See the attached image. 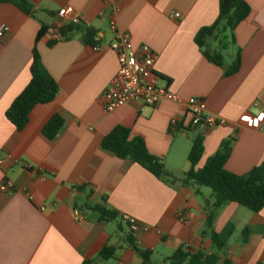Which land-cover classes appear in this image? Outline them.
Instances as JSON below:
<instances>
[{"label":"crops","instance_id":"1","mask_svg":"<svg viewBox=\"0 0 264 264\" xmlns=\"http://www.w3.org/2000/svg\"><path fill=\"white\" fill-rule=\"evenodd\" d=\"M30 1L34 16L0 5V30L9 28L0 38V264H142L129 245L127 223H121V230L116 222L101 223L90 209L94 205L149 226V232H131L137 248L152 254V263L154 253L160 256L157 264H166L181 247L214 253L206 234L212 194L205 187L162 182L138 164L103 151L101 141L117 127L128 128L178 176L191 169L188 155L197 137L204 154L196 170L229 139L234 143L227 172L244 176L261 165L264 125L256 130L239 119L264 110V0H245L251 14L235 30V44L225 42L223 67L209 62L195 43L198 32L216 22L219 0ZM64 8L80 18L79 31L51 46L50 30ZM112 19L131 36L135 49L149 46L157 55L159 84L179 101L155 107L132 102L105 111L103 94L119 72L117 55L110 49ZM42 27L47 31L37 43ZM88 30L95 34L94 46L85 41ZM35 49L60 92L52 103L37 106L28 126L18 132L6 112L31 80ZM217 49V43L208 42V50ZM239 52V71L226 76ZM190 98L204 100L208 111L228 124L191 126L186 107ZM56 115L64 125L50 141L43 129ZM174 119L177 129L171 125ZM4 182L16 190L8 193ZM76 210L82 221L74 219ZM182 215L190 225L180 221ZM213 228L220 235L231 233L226 254L232 264H264V208L254 213L225 204ZM247 228L252 233L244 242ZM105 246L116 248L107 263L99 259Z\"/></svg>","mask_w":264,"mask_h":264},{"label":"trees","instance_id":"2","mask_svg":"<svg viewBox=\"0 0 264 264\" xmlns=\"http://www.w3.org/2000/svg\"><path fill=\"white\" fill-rule=\"evenodd\" d=\"M10 4L26 15L34 16L35 4L30 0H0V5ZM251 14V8L245 0H219V14L216 22L211 27L202 28L195 38V43L202 51L203 56L212 64L223 67V51L226 50L225 42L228 40L235 44V30L246 21ZM47 28L42 27L38 33L36 42L46 33ZM79 31V25H68L61 30L63 38H68L74 32ZM95 34L92 30L85 33L87 44L94 46ZM208 42L217 43L218 49L208 50ZM56 43H51V46ZM240 52L236 54L235 61L226 76L237 73L240 69ZM60 92L57 82L44 68L41 56L35 49L31 65V80L22 93L14 100L8 111L6 119L22 132L29 124L30 115L37 106L52 103ZM64 119L61 115L54 116L43 129L44 136L54 140L62 126ZM234 140L223 142L218 152L208 159L205 166L196 170L204 154V146L201 137L194 139L188 161L191 169L180 176L167 170L162 158L152 155L144 141L139 137H133L131 130L125 127H117L101 141V149L120 160H130L138 164L157 179L167 184L180 183L185 186L205 187L211 190V200L207 203V231L214 244V253L205 250H193L189 247H181L174 254L164 260L166 264H232L227 258L228 240L231 233L217 234L214 231V221L217 211L228 203H234L248 210L258 213L264 208V161L261 165L251 170L244 176H237L226 171L225 166L230 158ZM99 216L101 223L116 222L118 229H122L123 218L116 212L106 209L101 205L90 208ZM129 230L130 226L127 224ZM252 233L247 228L244 242ZM264 235V229L262 230ZM129 245L139 254L142 264H153L152 254L139 250L133 233L129 234ZM116 248L105 246L100 252L99 259L107 263L114 259ZM83 264H98L94 260L85 261Z\"/></svg>","mask_w":264,"mask_h":264},{"label":"built area","instance_id":"3","mask_svg":"<svg viewBox=\"0 0 264 264\" xmlns=\"http://www.w3.org/2000/svg\"><path fill=\"white\" fill-rule=\"evenodd\" d=\"M107 3L114 4L117 0H106ZM115 12H118L115 7ZM176 18L180 15H175ZM81 20L70 8L59 11L55 26L50 30L51 43L64 40L61 30L68 25H79ZM110 29L114 34V39L110 44V49L116 53L119 62V72L112 81L109 89L103 94V106L106 112L111 113L118 108L132 103L141 102L145 106L155 107L163 102H177L178 97L160 86V79L154 72L157 55L149 46H142L135 49L131 36L120 30L116 20L110 22ZM9 31L4 27L0 30V38H3ZM97 49V47H96ZM187 118L193 127L204 129H214L228 124L227 120L208 111L206 102L199 98H190L186 103ZM239 122L248 128L259 130L264 125V110L257 115L246 113L239 119ZM173 128H178L177 120H172ZM2 163V162H1ZM2 187L13 193L16 189L13 183L4 182ZM124 222L129 224L132 232H149V226L140 227L138 221L130 216H122ZM74 219L82 221L83 217L79 211H74ZM180 221L184 225H190L191 221L185 216H180Z\"/></svg>","mask_w":264,"mask_h":264},{"label":"rangeland","instance_id":"4","mask_svg":"<svg viewBox=\"0 0 264 264\" xmlns=\"http://www.w3.org/2000/svg\"><path fill=\"white\" fill-rule=\"evenodd\" d=\"M227 57V55H226ZM203 190H206L207 192H209L210 194H212L211 190L208 188H203ZM160 256L158 253H154V258H153V264H157V260H159Z\"/></svg>","mask_w":264,"mask_h":264}]
</instances>
